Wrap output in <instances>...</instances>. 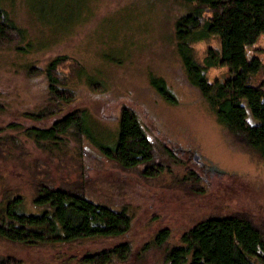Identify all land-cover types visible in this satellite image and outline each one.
<instances>
[{
    "label": "rangeland",
    "instance_id": "374dc122",
    "mask_svg": "<svg viewBox=\"0 0 264 264\" xmlns=\"http://www.w3.org/2000/svg\"><path fill=\"white\" fill-rule=\"evenodd\" d=\"M0 9L24 35L22 50L0 48V199L20 195L23 208L33 211L34 184L44 181L51 187H81L87 200L111 209L128 204L134 210L122 236L37 247L0 240V255L15 256L22 264H77L83 253L129 241L133 255L123 264H156L160 249L149 250L140 261L134 254L161 228L169 230L166 244L171 245L182 231L210 215L244 211L264 219V163L232 142L185 82L173 26L186 6L175 0H0ZM208 45L213 42L193 44L196 59ZM244 54L263 65L264 34ZM59 55L81 66L68 84L73 101L58 106L53 117L33 121L25 114L48 101L43 74L29 69L42 70ZM153 77L164 82L173 103L150 86ZM205 77L223 81L229 74L225 67L210 68ZM258 79L254 74L252 83ZM121 105L136 112L152 143L173 150L179 164L171 166L170 174L146 179L142 166L121 170L85 140L70 141L58 160L36 149L23 133L80 108L96 139L109 144ZM241 105L246 122L256 124L244 101ZM186 173L199 178L201 192L177 184Z\"/></svg>",
    "mask_w": 264,
    "mask_h": 264
},
{
    "label": "trees",
    "instance_id": "16d2710c",
    "mask_svg": "<svg viewBox=\"0 0 264 264\" xmlns=\"http://www.w3.org/2000/svg\"><path fill=\"white\" fill-rule=\"evenodd\" d=\"M186 6V12L174 21L175 47L180 57L185 82L193 87L216 122L232 142L254 153L264 163V64L247 59L244 51L260 34H264V0H175ZM24 35L0 9V48L22 50ZM209 41L200 60L195 58L193 44ZM225 67L229 77L223 81H207L206 70ZM47 88V104L25 116L41 121L57 114L61 104L73 101L69 82L81 73L80 64L65 55L55 56L42 70ZM259 79L252 83V76ZM91 89L97 85L88 82ZM150 86L165 101L174 99L164 82L153 77ZM250 116L245 120L241 102ZM59 106V107H58ZM24 136L42 152L61 160L70 141H87L98 153L121 170L142 166L140 174L154 179L170 174L178 165L173 150L152 143L140 125L136 112L121 105L116 132L109 144H102L85 123L84 110L75 108L54 119L46 127L29 126ZM72 160V159H71ZM73 161V160H72ZM190 192H201L202 182L191 173L177 180ZM31 198L33 211L23 208L20 195H4L0 199V240L27 247L68 244L76 241L106 239L124 235L134 216L133 208L122 204L116 209L85 198L81 187H51L38 181ZM167 228L157 230L134 254L142 260L151 249H160L156 264H264V219L244 211L226 215H210L182 231L176 244L167 245ZM133 255L129 241L86 252L77 264H123ZM0 264H22L12 255H0Z\"/></svg>",
    "mask_w": 264,
    "mask_h": 264
},
{
    "label": "water",
    "instance_id": "95a60500",
    "mask_svg": "<svg viewBox=\"0 0 264 264\" xmlns=\"http://www.w3.org/2000/svg\"><path fill=\"white\" fill-rule=\"evenodd\" d=\"M193 160H196V156H193Z\"/></svg>",
    "mask_w": 264,
    "mask_h": 264
}]
</instances>
